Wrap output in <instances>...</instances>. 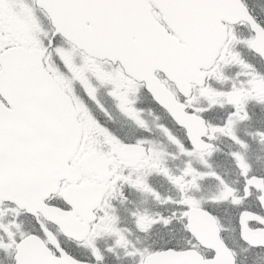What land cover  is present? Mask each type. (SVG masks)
Returning a JSON list of instances; mask_svg holds the SVG:
<instances>
[{
    "label": "snow or ice",
    "instance_id": "snow-or-ice-1",
    "mask_svg": "<svg viewBox=\"0 0 264 264\" xmlns=\"http://www.w3.org/2000/svg\"><path fill=\"white\" fill-rule=\"evenodd\" d=\"M0 264H264V0H0Z\"/></svg>",
    "mask_w": 264,
    "mask_h": 264
}]
</instances>
